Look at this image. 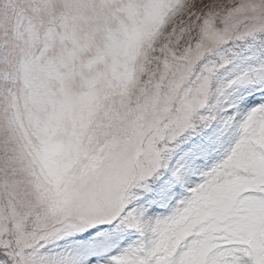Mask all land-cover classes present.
<instances>
[{"label":"snow or ice","instance_id":"snow-or-ice-1","mask_svg":"<svg viewBox=\"0 0 264 264\" xmlns=\"http://www.w3.org/2000/svg\"><path fill=\"white\" fill-rule=\"evenodd\" d=\"M0 264H264V0H0Z\"/></svg>","mask_w":264,"mask_h":264}]
</instances>
